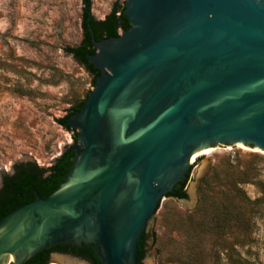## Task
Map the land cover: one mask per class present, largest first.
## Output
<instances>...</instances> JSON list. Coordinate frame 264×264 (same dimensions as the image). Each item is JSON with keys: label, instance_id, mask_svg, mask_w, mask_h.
I'll use <instances>...</instances> for the list:
<instances>
[{"label": "water", "instance_id": "obj_1", "mask_svg": "<svg viewBox=\"0 0 264 264\" xmlns=\"http://www.w3.org/2000/svg\"><path fill=\"white\" fill-rule=\"evenodd\" d=\"M122 15L128 30L97 41L86 12L99 75L64 121L72 163L0 218V264L62 244L137 264L188 171L186 187L220 146L264 151V0H125Z\"/></svg>", "mask_w": 264, "mask_h": 264}, {"label": "rangeland", "instance_id": "obj_2", "mask_svg": "<svg viewBox=\"0 0 264 264\" xmlns=\"http://www.w3.org/2000/svg\"><path fill=\"white\" fill-rule=\"evenodd\" d=\"M124 1L92 0L91 16ZM81 4L0 0V177L16 162L48 168L74 140L57 120L89 73L67 51L83 39ZM186 190L144 238L143 264H264V151L220 146Z\"/></svg>", "mask_w": 264, "mask_h": 264}, {"label": "trees", "instance_id": "obj_3", "mask_svg": "<svg viewBox=\"0 0 264 264\" xmlns=\"http://www.w3.org/2000/svg\"><path fill=\"white\" fill-rule=\"evenodd\" d=\"M82 1V20L81 27L83 31V39L79 43L77 47L67 49L68 53H70L74 59L84 66L88 72L93 75L95 82L96 77L99 75V72L96 71L90 63L86 60L85 55L94 53L93 48L90 45V35L88 31V27L86 24V12L90 11V7L92 4V0H81ZM123 6L118 9L116 5H112L109 13L105 15L102 20H95L92 16L90 17V27L94 33L95 39L100 41L102 39L118 36L119 32L128 30L129 24L123 18L122 15ZM86 99V98H85ZM84 102V101H83ZM83 102L74 106L69 114L61 119H58V123L66 129L72 130L69 127L64 125V121L67 117L74 114ZM77 133L75 132L73 139L75 140ZM56 160L49 166L48 168H41L37 166L35 163H23L16 162L12 166V173L3 174L1 179L3 180V187L0 188V218L11 212L16 206H21L22 202L19 201L21 196L26 194L28 191L32 189H36L39 196L41 198L47 197L51 194L62 182L64 179L71 163L73 160V152H63L55 158ZM189 176V171L186 173L185 178L177 183L172 193L167 194L165 197H173L175 199H185L187 197L186 194V184ZM13 200H17L18 203L14 206H8L7 203H11ZM143 238L139 239L137 242L138 253H137V264H141V259L144 254L143 249ZM41 252L36 254L30 260H28L25 264H33L36 258L40 255ZM82 253H86L88 258L91 260L92 264H101L97 256L91 250L90 247H87L82 251Z\"/></svg>", "mask_w": 264, "mask_h": 264}, {"label": "flooded vegetation", "instance_id": "obj_4", "mask_svg": "<svg viewBox=\"0 0 264 264\" xmlns=\"http://www.w3.org/2000/svg\"><path fill=\"white\" fill-rule=\"evenodd\" d=\"M23 163H31L29 161H25ZM12 169L11 172L12 173ZM3 187V180L0 177V188ZM36 189H32L28 191L26 194L21 196L20 200L22 202L21 205L28 203L33 200V193L32 191ZM37 191V190H36ZM38 194V192H37ZM39 195V194H38ZM18 203L17 200H13L11 203H7L8 206H14ZM19 207V206H16ZM87 247H75L69 245V244H62V245H55L53 247L44 249L41 251L40 255L38 258L35 259L33 264H59V263H66V264H71L75 260L79 261H85L88 264H92L91 260L88 258L86 253H82L84 249ZM32 264V263H31Z\"/></svg>", "mask_w": 264, "mask_h": 264}]
</instances>
